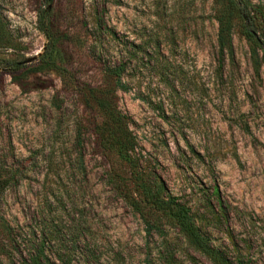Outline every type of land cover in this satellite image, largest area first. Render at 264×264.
Here are the masks:
<instances>
[{
    "label": "rangeland",
    "instance_id": "obj_1",
    "mask_svg": "<svg viewBox=\"0 0 264 264\" xmlns=\"http://www.w3.org/2000/svg\"><path fill=\"white\" fill-rule=\"evenodd\" d=\"M51 6L71 38L61 52L70 75L36 70ZM218 7L0 0V264L24 263L43 210L64 235L83 229L72 264H264V65L235 28L218 72ZM155 33L162 56L135 59L134 46ZM117 60L124 89L104 73ZM107 84L130 118L150 181L190 210L204 247L176 224L151 219L159 210L142 201L129 167L92 136L99 111L82 92ZM75 234L51 244L56 258L69 255L62 246Z\"/></svg>",
    "mask_w": 264,
    "mask_h": 264
},
{
    "label": "trees",
    "instance_id": "obj_2",
    "mask_svg": "<svg viewBox=\"0 0 264 264\" xmlns=\"http://www.w3.org/2000/svg\"><path fill=\"white\" fill-rule=\"evenodd\" d=\"M217 1L219 7L215 11L214 17L219 25L217 35L218 72L222 74L224 60L228 54L232 53L235 28H238L239 32L253 44V52L258 56L257 59L260 64L264 65V2L260 0ZM47 2L53 4L55 0H47ZM46 11L41 18V28L47 36L48 42L38 59L36 70L38 72L57 71L70 75L68 62H64L63 57H61L63 46L71 40L69 32L56 25L52 6ZM154 35L150 37L147 46L145 44L134 46L135 53L133 56L135 59L143 63L144 57L149 56L151 59L153 55L162 56L159 33ZM113 37H116L115 34ZM25 63L26 61L14 62L13 69L19 70L25 66ZM122 71L123 66L118 60L113 64L110 62L104 64V73L112 80L114 88L124 89ZM163 74H165L164 69L159 75L162 76ZM107 86L108 84L100 90L90 87L82 92L87 103L89 105L94 103L99 111L98 118L92 123V136H95L101 148L116 153L122 162L129 167L130 174L133 176L131 182L137 187L136 190L141 194L142 201L146 204H152L155 210H159L160 215H156L151 219L155 221L163 219L176 224L193 243L199 247H204L205 243L194 220L191 218L190 210L177 203L172 197L166 198L161 195V187L153 184L155 177H152L150 181V169L145 163L146 160H143L141 153L138 151L139 149H137L139 145L137 137L131 129L130 118L115 104L111 87L107 88ZM74 87L77 88V85H74ZM199 156L201 155L199 154ZM62 232L59 221L51 218L48 212L45 213L43 210L37 216L35 224L32 225V231L30 230L28 233L26 245L28 256L24 259L23 264H72V255L77 250L78 243L82 239L80 237H82L84 231L76 226L74 229L65 231V235ZM70 233H76L74 238L72 237L71 246H62L69 255H58L56 258L51 244L54 241L62 243L64 237H67L66 235Z\"/></svg>",
    "mask_w": 264,
    "mask_h": 264
},
{
    "label": "water",
    "instance_id": "obj_3",
    "mask_svg": "<svg viewBox=\"0 0 264 264\" xmlns=\"http://www.w3.org/2000/svg\"><path fill=\"white\" fill-rule=\"evenodd\" d=\"M29 61H31L30 59H28L26 62H29Z\"/></svg>",
    "mask_w": 264,
    "mask_h": 264
}]
</instances>
